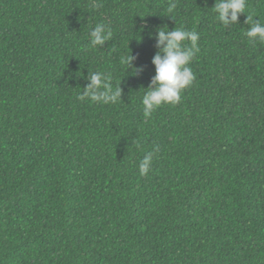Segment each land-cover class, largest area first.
Wrapping results in <instances>:
<instances>
[{"label": "trees", "instance_id": "obj_1", "mask_svg": "<svg viewBox=\"0 0 264 264\" xmlns=\"http://www.w3.org/2000/svg\"><path fill=\"white\" fill-rule=\"evenodd\" d=\"M175 3L0 0V264H264V0ZM163 27L199 34L195 80L145 120ZM98 71L118 103L77 99Z\"/></svg>", "mask_w": 264, "mask_h": 264}, {"label": "clouds", "instance_id": "obj_2", "mask_svg": "<svg viewBox=\"0 0 264 264\" xmlns=\"http://www.w3.org/2000/svg\"><path fill=\"white\" fill-rule=\"evenodd\" d=\"M247 0H215L212 8L217 20L228 27L239 23L241 14L246 13ZM94 6H96L94 4ZM175 0H170L167 11L173 12L176 8ZM252 17L247 15L246 23ZM249 43H264V24L256 21L251 24L245 33ZM112 38V30L104 23L97 24L90 32V46L103 47ZM158 51L152 59L155 67V75L142 99L143 114L145 120L151 117L153 112L161 106L176 105L181 101V94L189 88L195 80L190 64L199 53V34L192 30H169L166 27L157 30L153 37ZM189 42L187 45L185 42ZM136 57L130 55L121 57V64L127 70L132 69V74L137 75L141 69L134 67ZM87 85L84 92L77 97L80 101L85 98L104 105L116 104L122 99L121 87L113 88L112 77L104 72H89ZM159 151L156 146L153 152H149L139 164V174L146 176L151 171L153 157Z\"/></svg>", "mask_w": 264, "mask_h": 264}]
</instances>
